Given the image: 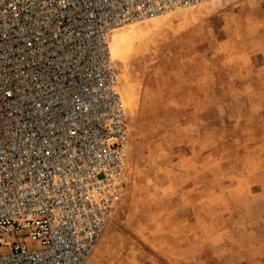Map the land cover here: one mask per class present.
Listing matches in <instances>:
<instances>
[{
    "label": "rangeland",
    "instance_id": "obj_1",
    "mask_svg": "<svg viewBox=\"0 0 264 264\" xmlns=\"http://www.w3.org/2000/svg\"><path fill=\"white\" fill-rule=\"evenodd\" d=\"M129 182L85 264H264V0L109 35Z\"/></svg>",
    "mask_w": 264,
    "mask_h": 264
},
{
    "label": "built area",
    "instance_id": "obj_2",
    "mask_svg": "<svg viewBox=\"0 0 264 264\" xmlns=\"http://www.w3.org/2000/svg\"><path fill=\"white\" fill-rule=\"evenodd\" d=\"M205 0H0V264H85L129 182L109 35Z\"/></svg>",
    "mask_w": 264,
    "mask_h": 264
}]
</instances>
